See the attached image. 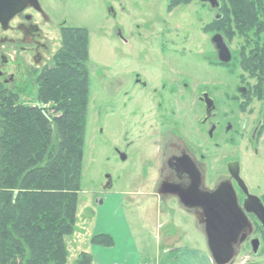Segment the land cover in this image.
<instances>
[{
    "label": "rangeland",
    "instance_id": "obj_1",
    "mask_svg": "<svg viewBox=\"0 0 264 264\" xmlns=\"http://www.w3.org/2000/svg\"><path fill=\"white\" fill-rule=\"evenodd\" d=\"M39 2L52 20L43 25L40 16L35 15L47 38L49 54L42 64H37L30 53L17 48L10 52L11 65L1 81L9 80V87L23 101L36 102L39 74L53 64L63 45L64 30L87 29L91 86L76 232L65 240L69 252L67 264H78L88 255L86 250L94 245L92 240L98 234L116 231L118 225L126 222L136 229L135 241L150 249L157 242L151 221L157 202L149 194L158 187L160 155L154 156L151 140H143L140 135L138 117L143 112L140 110L149 109L147 105L154 100L151 95L157 94L156 90L162 94L163 87L156 83L148 90L141 89L137 86V77L144 76L146 80L160 77L169 67L178 69L189 63L193 69L186 74L191 77H206L209 82L222 76L226 79L204 63L214 57L211 38L217 33L225 36L235 56L231 67L233 76L228 80L242 76L244 70L239 63L253 61L254 53L260 59L264 57V0H223L220 12L202 0H180V5L172 10L169 8L174 0ZM245 3L248 10L243 6ZM217 14L222 15V20L215 19ZM197 63L206 68L200 75L194 68ZM122 81L128 88L136 86L124 98L118 96L117 83ZM117 151L126 158L122 160ZM255 164L260 169L262 159ZM175 218L180 225L193 222L182 213ZM186 228L187 233L196 236L193 225ZM145 253L150 264H180L177 252H171L170 257ZM245 263L236 259L231 264Z\"/></svg>",
    "mask_w": 264,
    "mask_h": 264
},
{
    "label": "flooded vegetation",
    "instance_id": "obj_2",
    "mask_svg": "<svg viewBox=\"0 0 264 264\" xmlns=\"http://www.w3.org/2000/svg\"><path fill=\"white\" fill-rule=\"evenodd\" d=\"M221 1L202 0L219 12L223 9ZM35 15L40 16L43 25L52 23L44 10L41 13L28 8L7 28L0 25V87L11 89L9 80L1 81L11 65L10 52L20 48L30 53L37 64H42L49 54L47 38ZM215 19L222 20V15L217 14ZM216 35L222 36L231 61L223 62L213 35L214 57L204 63L226 79L222 76L209 82L206 77H191L186 74L193 69L189 63L178 69L169 67L160 77L156 74L146 80L138 76L137 86L141 89L148 90L156 83L163 87L162 94L156 90L157 94L151 95L156 104L152 100L147 105L149 109L140 110L143 112L138 126L143 140H151L154 156L160 155L155 193L162 201L169 200L174 207L193 214L204 231L208 214H244L246 226L233 244V261L242 259L248 263L264 260V222L257 215L264 211V57L260 59L254 53L253 61L239 63L244 70L242 76L228 80L233 76L235 56L225 36ZM202 65L194 67L199 75L206 71ZM117 84L118 96L123 98L136 87L128 88L123 81ZM117 154L121 157L123 153ZM258 159L263 161L260 169L255 164Z\"/></svg>",
    "mask_w": 264,
    "mask_h": 264
},
{
    "label": "trees",
    "instance_id": "obj_3",
    "mask_svg": "<svg viewBox=\"0 0 264 264\" xmlns=\"http://www.w3.org/2000/svg\"><path fill=\"white\" fill-rule=\"evenodd\" d=\"M63 34L53 64L39 74L36 102L0 87V264L69 258L65 240L76 232L91 78L87 29ZM92 243L114 245L107 235ZM91 263L89 255L78 262Z\"/></svg>",
    "mask_w": 264,
    "mask_h": 264
},
{
    "label": "crops",
    "instance_id": "obj_4",
    "mask_svg": "<svg viewBox=\"0 0 264 264\" xmlns=\"http://www.w3.org/2000/svg\"><path fill=\"white\" fill-rule=\"evenodd\" d=\"M149 195L157 202L151 214L156 244H153V247L149 245L150 249H147L144 243H137L138 241H135L136 229L126 222L118 225L116 231L98 234L110 236L114 245L111 247L92 245L89 250H86V253L92 258L91 264H150L145 251L150 255H157V257L163 255L170 257L171 252H177V260L180 264H213L205 231L194 215L184 209L174 207L169 200L162 201L155 192ZM179 213L187 217L186 219L191 218L193 222L185 223V225L178 224L175 217ZM189 225H193L196 236L192 237L187 233L186 226ZM144 227L148 229V227ZM168 260L170 261V259Z\"/></svg>",
    "mask_w": 264,
    "mask_h": 264
},
{
    "label": "water",
    "instance_id": "obj_5",
    "mask_svg": "<svg viewBox=\"0 0 264 264\" xmlns=\"http://www.w3.org/2000/svg\"><path fill=\"white\" fill-rule=\"evenodd\" d=\"M214 4V3H213ZM28 8L43 13L39 0H0V25L3 29L19 14ZM213 44L216 46L223 62L231 61V55L221 35H215ZM125 159V155H121ZM222 214H208L205 228L208 249L215 264H231L234 259V248L238 237L246 226L244 214L227 212ZM259 218L264 222V211L257 212ZM257 244V242H255ZM258 248V245H255ZM245 264H264V260L248 262Z\"/></svg>",
    "mask_w": 264,
    "mask_h": 264
}]
</instances>
